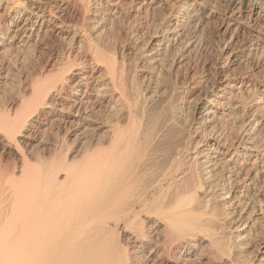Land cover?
Returning <instances> with one entry per match:
<instances>
[{
  "label": "bare ground",
  "instance_id": "bare-ground-1",
  "mask_svg": "<svg viewBox=\"0 0 264 264\" xmlns=\"http://www.w3.org/2000/svg\"><path fill=\"white\" fill-rule=\"evenodd\" d=\"M213 3L0 0L2 68L12 48L34 39L57 43L69 33L77 39L73 52L44 59L23 88L0 103V264H264V238L254 259L245 255L256 223L234 225L253 201H243L236 183L231 197L223 195L215 177L218 165L250 172L246 186L252 187L264 163L263 141L247 137L236 146L219 132L214 137L215 127L212 140L195 139L176 119L179 93L153 95L142 85L165 48L184 32H198ZM229 3L224 34L233 29L251 50L263 46L264 0ZM162 6L171 9L168 30L155 36L150 50L119 56L110 39L114 20L125 9L149 14ZM223 67L224 79L199 109L200 126L263 103L264 84L245 102L242 91L253 84ZM1 71L0 88L10 76Z\"/></svg>",
  "mask_w": 264,
  "mask_h": 264
},
{
  "label": "rangeland",
  "instance_id": "rangeland-1",
  "mask_svg": "<svg viewBox=\"0 0 264 264\" xmlns=\"http://www.w3.org/2000/svg\"><path fill=\"white\" fill-rule=\"evenodd\" d=\"M245 1L248 2L249 0H245ZM213 2H214V0H213ZM227 2L230 5V3H229L230 0H215V3H213V5H211L212 6L211 7V14L212 15L209 13L210 14V15H208L209 19L205 18L204 22L202 23L204 26L201 25L200 26L201 28L200 27L198 28V32H197V29H196V31L192 30L191 33L189 32L190 35H188L187 32H184L181 35V37H183V38L180 37L178 39L179 42L177 41L178 43L170 45L167 48H165L166 51L163 50L164 52L162 51V53L160 55V57L162 59V60H160V61H162L161 64H159V66L155 67L154 68L155 70L153 69L152 70L153 72L151 71V74L148 73L145 75V78H144L142 85H143V87L145 86V90L147 89L146 90L147 92H150L153 95L154 94L157 95L159 93H160V95H167V94L171 93L172 91L179 93V96L177 97V101L175 102V104H176L175 105L176 119L180 123L179 124L180 128L185 130L187 133L189 131H190L189 133L192 132L191 133L192 137L193 138L195 137V139H197V138L199 139V137H200V139L201 138L206 139V140L204 139L203 141H210L215 136H217L218 132H219V136L222 137L223 140L224 139L229 140V138H231L229 140V142H231V143H234V140H235L236 146H238L239 144L242 145L243 142L246 143L247 137H253L258 142L263 141V142H260V144L264 145V104H263L264 103V99H263L264 98V92L260 93V89L262 88L260 86V84L261 85L264 84V82H262V80L264 81V76H262V75H264V72H263L264 71V65H263L264 64V59H263L264 58V51H263L264 49L263 50L261 49V48H264V44H263V46L259 47L258 49H252L251 50L249 45L244 44L245 40H243V36H244V38H246V36L244 34L240 35L237 31H234L233 29H231V32H229L230 35L224 34V27H225V24L227 23L226 22L227 21V14L226 13H228V11H229V8H228L229 5H227ZM138 9H140V10H138ZM141 9H142V7L137 8V9L133 8V10H131V11H130V9H125V11L127 10L126 11L127 13L123 10L124 12L123 11L122 12L125 15L121 12L122 14H120V16L117 17L118 19L116 18L114 20V25H113L114 31H113V34L110 35V39L112 40V43H114V45L116 46V48L118 50V55L124 56L127 59L133 58L134 54L138 51L143 52V50L145 51L146 49L150 50L152 48L153 39L161 36L162 35L161 33H164L169 28V27H167L168 25L165 24V19L171 13L170 12L171 9L169 7H165V8H163V6L160 8L158 7V10H157V8L155 10L150 9L148 11L149 14L147 13V11H145L143 9L141 10ZM145 13H146V15H145ZM152 13L154 16L152 15ZM134 17H136V18L133 19ZM130 18H132V19L130 20ZM151 37H153V38H151ZM239 38H241V39H239ZM76 40H77L76 36H74L73 33H69V34L63 35L60 38L59 42H57V43H53L49 39H45V40L44 39H37V40L34 39L33 40L34 43L32 41V42H29L27 44H24V46H21L19 48L18 47L12 48L11 49L12 51L9 49L11 54H12V56L10 58L11 62H7L8 66L6 64V66H4V68H6V70H8L7 71V77L9 75L10 76L8 78L9 80L7 79L8 83L6 82L4 84V86H2L0 88L1 89L0 90V95H1L0 97L2 98V99L0 98V103H2L3 100L7 99V97L9 96L8 94H11L14 91L21 90L23 88L25 81L30 77V75L34 72V70L36 68L40 67V65L42 64L44 59H47L50 57V59L56 61L61 56L68 54L70 52H73L77 46ZM236 40L238 43L236 42ZM240 40H242L243 42H241ZM149 41H150V43H149ZM243 45L245 47L246 46L247 47L245 48ZM144 46H146V47H144ZM240 46H242L243 48ZM22 47H23V49H22ZM249 49H250L251 53H250ZM229 53H234V54H229ZM229 55H230V57H229ZM236 56H237V59L234 61V57H236ZM13 59H14V61H13ZM16 60H17V62H16ZM261 64L263 66H261ZM177 66L179 68L178 71H177ZM221 67H223V69L225 70V72H227V74L230 72L229 74H231V75L236 74V76H239V77L242 76L243 78H245V77L249 78L247 81H250L253 84L252 89H250L251 90L250 92H248V90L246 88L244 89V91H242L244 93V95L247 96V98L245 96H243V100L249 99L248 101L250 102V96L251 95L260 93V96L263 100V103L261 102L260 108H258V109H256V108L254 109L253 107L249 108L250 110L248 109L247 110L248 112H246L247 115H245L246 113L245 114L244 113L236 114L233 112L232 114H229L226 117L222 116V118L220 119V121H218L216 123V125H214V123H212V124H210V125H212L210 127H209V124H207L206 126L205 125L200 126V117H201L200 112H202V110L199 111V109L202 106L203 100L206 99L207 97L211 96V94H212L211 92H213L212 90H214L213 86H215V84L217 82H220L224 79V77L222 79L223 75L220 73ZM4 68H2L0 66V72H3L4 70L3 71H1V70ZM233 69H234V71L231 72ZM218 71H219V73H218ZM177 72H178V74H176ZM232 73H234V74H232ZM247 74H250V75L247 76ZM177 75H178V77H177ZM255 78H256V80H255ZM5 85H6V87H5ZM174 85H176V86H174ZM177 86H178V88H177ZM256 87L258 88V90ZM253 89H254V91H253ZM11 90H13V91L11 92ZM168 90L171 92H169ZM7 91L8 92L10 91V93H8ZM255 91H256V93H255ZM245 102H247V100ZM257 110H260V111H257ZM251 112H253V113H251ZM249 114H250V116H249ZM238 115H240V117H242V116L243 117L240 118ZM223 117H225L227 120ZM232 118L234 121H232ZM250 118L252 120H250ZM224 122H226V125L223 124ZM181 124L183 125V127H181L182 126ZM220 125H222V126L224 125V126L222 127ZM213 127H215L218 130L216 132H214V130H216V129H214ZM200 130H201V132H200ZM196 131H198L200 133H198ZM212 132H214L213 133L214 137L212 135ZM196 133H197V135H195ZM225 133H226V135H225ZM202 134H204V135H202ZM48 135H49V132H48L47 136ZM229 135H230V137H229ZM244 136H246V138ZM241 137H242V139H241ZM244 138H245V140H244ZM260 164H259L260 166L257 165L259 178L257 176L258 174L254 177V180L252 182V187L246 186V181H247V177H248L246 174L250 175L251 174L250 172L249 173L247 172L246 174L240 175V174L232 173L230 170V173H229V170L225 169L223 167V165L222 166L218 165L217 170L215 172V174H216L215 177H216L217 181H219V185H222V186H220V187H222V188H220V190H221L220 192L222 194L224 193V194L229 195V197H231L235 188L237 186L238 187L241 186L242 189H241V191L238 192L239 196H242V198L244 199L243 201H248L251 198V201H253V203H254L253 204L250 202L251 205L250 204L244 205V207H247L246 210L243 211L239 217H237L238 220L236 219V221H235L236 223L234 224L235 227L236 226L238 227L241 225L243 226V223L245 222L244 220H246V222L253 221L254 223H256L254 225V233L255 234L253 233V235L251 237L252 240H251V238L248 239L249 242L247 241V246L245 247L246 252L248 253V251H249V253H248L249 256H248V254H245L247 256L248 260H250V259L252 260L256 257V251H257L256 248L258 247V243H260L261 240L264 238V227H263L264 226V213H263L264 212V198H263V196H264V194H263L264 193V173H263L264 172V163H260ZM220 167H222V169H220V170H222V172H220V170H219ZM224 172H227V173H224ZM217 173L220 175L217 176L218 175ZM223 175H224V177H223ZM237 175H239V176H237ZM227 176H228V178H227ZM241 177H242V179H241ZM229 178H231V180H229ZM220 180H222V182H220ZM239 180L242 183H240ZM238 182L240 183L239 185L237 184ZM235 183L237 186L235 185ZM242 185L245 186V188ZM233 186H234V188H233ZM246 187H247V189H250V188L251 189L247 190ZM253 188L255 190H253ZM261 189H263V190L260 191ZM223 190H225V191H223ZM249 191H251V192H249ZM240 192H241V194H240ZM243 194L246 196H244ZM258 199L260 200V203H259ZM257 200H258V203H257ZM254 205H255V207H254ZM258 207H260V208H258ZM247 209H248V211H247ZM249 210L252 212H250ZM258 211L259 212L261 211L260 212L261 214ZM243 217L245 219H243ZM249 218H251V219H249ZM253 218H254V220H252ZM259 226H260V228H259ZM259 229H261V230H259ZM252 241L254 242L253 244H252ZM250 243H251V245H250ZM250 252L252 254H250Z\"/></svg>",
  "mask_w": 264,
  "mask_h": 264
}]
</instances>
